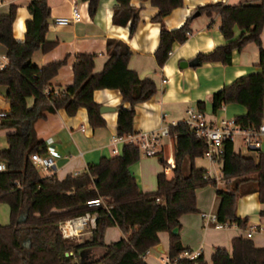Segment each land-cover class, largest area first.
I'll list each match as a JSON object with an SVG mask.
<instances>
[{
    "label": "trees",
    "instance_id": "16d2710c",
    "mask_svg": "<svg viewBox=\"0 0 264 264\" xmlns=\"http://www.w3.org/2000/svg\"><path fill=\"white\" fill-rule=\"evenodd\" d=\"M88 4L90 16L96 12L100 0H81ZM132 0H116L112 22L125 27L133 35L139 22L138 9ZM157 9L153 18L162 22L184 0H150ZM27 10L30 18L25 23L24 40L12 35L17 6L12 5L7 14L0 15V43L6 48L7 65L0 69V85L6 86L5 100L9 109L0 117V129H12L6 136L7 148L0 151V161L5 166L0 170V204L8 206L10 221L0 225V264H81L78 254L87 248H102L104 253L91 264H147L143 257L158 244V234L169 232V258L174 260L186 249L179 236L172 230L179 227L183 214L195 213L196 189L216 185L206 179V171L195 166V158L203 157L207 144L198 139L194 131L180 121L169 126V135L175 138V167L168 179L165 173L157 175L154 192H140L136 180L129 171L141 157V151L131 142L123 145L121 155L102 158L90 164L82 173L69 174L59 180L55 174L42 177L32 161V154L45 155L47 149L37 138L35 123L45 119L46 114L65 110L75 116L80 108L88 115L89 125L103 127L105 120L100 113L101 105L94 101L93 93L100 89H116L123 104L116 109L117 136L127 138L134 134V107L154 96L158 89L151 78H139L128 62L132 51L124 42L110 38L106 41L107 60L101 72L94 73L95 55L79 53L72 64V84L63 91H55L49 83L66 59L38 67L31 58L35 51L46 53L56 42L46 39L50 8L45 0H30ZM219 18V30L228 41L207 55H197L199 63L217 62L230 65L232 52H241L249 44L258 48V73H251L227 85L210 96L211 111L217 114L227 104L244 106L247 113L236 117L240 127L258 128L264 116V48L261 36L264 31V0H243L237 5L207 3L194 12ZM189 17L174 30L160 29L159 44L154 53L155 63L162 67L172 52L175 42L184 43L193 31ZM212 21L209 23L210 27ZM242 30L234 40V30ZM48 93L46 94V91ZM33 99L28 107L27 99ZM196 108L204 111L205 103L198 101ZM223 152L218 157L223 180L239 179L243 182L254 178L259 201L264 204V153L255 157L242 156L235 151V144L225 141ZM191 162L190 172L183 173L185 160ZM162 161V159H161ZM163 163L164 160L162 161ZM220 198L216 222L235 223L246 229L247 220L237 218L235 205L237 189L226 192L216 190ZM99 198H111L112 203L90 208L87 202ZM86 212L95 214V227L90 239L77 243L65 240L59 223L82 217ZM264 221V209L259 213ZM110 227L119 228L122 237L106 244L104 237ZM72 252V255L69 253ZM68 254V256H66ZM211 264H264V248H256L253 241L238 236L232 239L230 251L217 247L211 254ZM86 264V263H84ZM175 264H208L201 254L195 259H178Z\"/></svg>",
    "mask_w": 264,
    "mask_h": 264
},
{
    "label": "crops",
    "instance_id": "0c3cea01",
    "mask_svg": "<svg viewBox=\"0 0 264 264\" xmlns=\"http://www.w3.org/2000/svg\"><path fill=\"white\" fill-rule=\"evenodd\" d=\"M30 0H0V15L7 14L12 5L17 6L16 17L13 23L12 35L18 41H23L25 36V23L30 18L27 10ZM50 8L48 29L45 33L48 41L56 42V45L46 53L35 51L31 61L38 67L46 66L54 61L66 59L58 74L50 80L51 88L55 91L72 84V64L79 53L95 55L94 73L101 72L107 60L106 41L110 38L120 40L128 45L132 56L128 62L140 79L151 78L157 85V93L144 103L134 107L133 130L134 134L157 132L163 125L177 124L186 119V109L196 108L198 101L205 103L204 111L209 122L214 123L220 119L243 117L247 113L244 106L227 104L217 114L211 111L210 96L242 76L258 73V48L249 44L241 50H234L230 65H222L217 62L200 63L198 66L180 67V62H189L197 55L214 51L228 41L219 30V18L200 15L193 18L190 30L193 31L184 43L175 42L172 52L164 65L158 68L155 63L154 53L159 44L160 29L174 30L185 23L191 17L193 11L207 5V3H228L237 5L243 0H184L183 5L174 9L162 22H155L153 18L157 9L152 6L150 0H132L131 5L138 9L139 22L135 33L130 35L129 24L125 27L114 25L112 22L113 8L116 0H100L98 8L93 16L88 13V4L81 0H45ZM73 5L78 7L80 20L76 24L56 26L54 21L61 17L70 16ZM212 21L210 27L209 23ZM264 29V28H263ZM234 30V40L239 38L242 30L237 27ZM264 48V31L261 36ZM6 48L0 43V69L7 65ZM7 87L0 85V112H7L9 104L5 100ZM93 99L101 106L118 108L123 105L129 108V104H123L120 93L116 89H100L93 93ZM33 99H27L28 107L33 104ZM105 120L103 127L93 129L88 122V115L84 108H80L75 116H68L65 110H57L46 114L45 119L35 123L37 138L44 142L47 153L41 157L51 160L54 167L46 172L36 162L40 175L48 177L55 174L59 180L67 175L82 173L88 165L97 164L102 158H112L121 155L123 145L128 142L126 138L117 136L116 110L101 113ZM8 135L14 132L12 129H0ZM259 149H249L245 143L237 139L235 151L242 156L255 157L257 152L264 153V136L260 139ZM7 145V143H6ZM175 138L163 136L156 148L155 155L141 157L129 168L136 180L140 192H154L157 189V175L165 173L168 179L173 176L175 167ZM7 146L5 147V149ZM4 149H0L2 151ZM164 160L165 163L162 161ZM195 166L202 168L211 176H221V163L210 162L204 157L195 158ZM3 164V163H0ZM4 165V164H3ZM191 162H184L183 173L187 176L190 172ZM216 185H207L196 189L195 213L183 214L179 218V240L186 251L199 252L208 264H211V254L217 247L230 251L232 239L238 236L245 238L249 227L260 229L251 240L256 248H264V221L259 213L264 209V204L259 201V193L254 178L245 180L230 179L215 181ZM237 189L238 197L235 205V214L241 220H247L246 229H241L235 223L226 224L224 228H216L214 223L202 216L217 214L220 204L216 190L226 192ZM105 205L112 203L111 198H103ZM117 227H110L105 233V238L117 240L122 237L115 233ZM87 231L80 237L79 243L90 239ZM170 233L165 231L158 234V244L146 253L144 260L147 264H164L169 257ZM112 242V241H110ZM116 242V241H115ZM104 253L102 248H87L82 250L76 260L81 264H91Z\"/></svg>",
    "mask_w": 264,
    "mask_h": 264
},
{
    "label": "built area",
    "instance_id": "2783aa9c",
    "mask_svg": "<svg viewBox=\"0 0 264 264\" xmlns=\"http://www.w3.org/2000/svg\"><path fill=\"white\" fill-rule=\"evenodd\" d=\"M80 20L79 11L76 5L71 8L70 16L68 18L61 17L56 19L54 24L56 26L76 24ZM48 90L46 91V94ZM186 119L185 123L194 131L195 136L204 141L207 144V151L204 154V158L210 162H217L218 157L223 152V142L230 141L234 143L237 139H240L242 143H245L249 149H259L260 139L264 136V116L258 128H242L235 122V118L220 119L214 123L207 120L205 112L198 110L197 108L186 109ZM5 116L4 112H0V117ZM176 124H171L174 126ZM169 125H163L157 132H146L140 134H130L126 140L137 146L144 156H152L156 153L157 145L163 136L169 135ZM32 161L36 162L42 167L46 172H49L53 167V162L49 159H45L40 155L34 153L31 156ZM5 166L0 164V170H4ZM206 179L219 181L222 176L212 175L206 173L204 175ZM107 205L104 204L103 198L90 200L87 202V206L90 208H95L99 206ZM203 217L214 223L216 228H224L226 224H220L216 222V216H207L202 214ZM96 215L86 212L82 217L67 219L66 221L59 223V230L61 231L62 237L65 240H70L79 243L80 237L87 231L89 234L92 233L95 227ZM255 226H251L247 229L245 238L251 239L252 236L259 232ZM82 243V242H81ZM199 255V252L191 253L188 251H183L177 259H170L166 257L163 261L164 264H175L178 259L187 258L195 259ZM145 257V256H144ZM143 257V259H144Z\"/></svg>",
    "mask_w": 264,
    "mask_h": 264
},
{
    "label": "rangeland",
    "instance_id": "374dc122",
    "mask_svg": "<svg viewBox=\"0 0 264 264\" xmlns=\"http://www.w3.org/2000/svg\"><path fill=\"white\" fill-rule=\"evenodd\" d=\"M6 134H4V132L2 130H0V149H5L6 147ZM0 163H2V161H0ZM40 173H42L40 171ZM10 221V215H9V209L8 206L4 203L0 204V225H4V224H8ZM115 233H119L118 228L115 229ZM117 239L113 238V240H109V238H105V243L109 244V243H113L115 242ZM112 241V242H110Z\"/></svg>",
    "mask_w": 264,
    "mask_h": 264
},
{
    "label": "water",
    "instance_id": "95a60500",
    "mask_svg": "<svg viewBox=\"0 0 264 264\" xmlns=\"http://www.w3.org/2000/svg\"><path fill=\"white\" fill-rule=\"evenodd\" d=\"M198 16H200L198 11L193 13V18L198 17ZM179 64H180V67L186 68V67L198 66L200 63L197 60V58H193L189 62L181 61ZM115 110H116V108H114V107H112V108L108 107V106H101L100 107V113H107V112H112V111H115ZM172 233L176 235L178 233V227L173 229ZM69 255H72V252L69 253ZM66 256H68V254Z\"/></svg>",
    "mask_w": 264,
    "mask_h": 264
}]
</instances>
